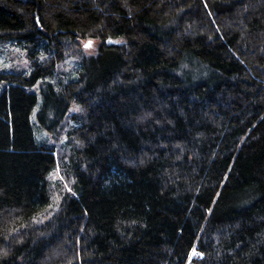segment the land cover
Instances as JSON below:
<instances>
[{"label": "trees", "instance_id": "trees-1", "mask_svg": "<svg viewBox=\"0 0 264 264\" xmlns=\"http://www.w3.org/2000/svg\"><path fill=\"white\" fill-rule=\"evenodd\" d=\"M0 52V264H264V0H0Z\"/></svg>", "mask_w": 264, "mask_h": 264}, {"label": "rangeland", "instance_id": "rangeland-1", "mask_svg": "<svg viewBox=\"0 0 264 264\" xmlns=\"http://www.w3.org/2000/svg\"><path fill=\"white\" fill-rule=\"evenodd\" d=\"M88 41H92V47L91 48H85L88 51H94L97 47V43L94 40H86L84 41V45L88 43ZM6 51L9 50V48H18L17 46H2ZM72 66L74 65V62L71 61ZM8 66H11L10 62H9V58L7 57L6 53L4 52H0V67H4L7 68ZM32 121L34 123L35 126V131H36V137L37 140H41L44 139L45 137L52 143L55 142V138L53 135L51 134H46L45 131L41 130L38 126H37V121H36V112L33 114L32 116ZM47 135V136H46ZM60 144H58L59 146ZM61 178L62 180H64L63 174L61 173V171L59 169H57L54 173L51 174V179L55 180ZM65 188H67L65 186ZM59 194L58 189L55 187V192H54V196H57Z\"/></svg>", "mask_w": 264, "mask_h": 264}, {"label": "snow or ice", "instance_id": "snow-or-ice-1", "mask_svg": "<svg viewBox=\"0 0 264 264\" xmlns=\"http://www.w3.org/2000/svg\"><path fill=\"white\" fill-rule=\"evenodd\" d=\"M85 48H91L92 47V41H88L87 44L84 45ZM198 255H202L201 253H197Z\"/></svg>", "mask_w": 264, "mask_h": 264}, {"label": "built area", "instance_id": "built-area-1", "mask_svg": "<svg viewBox=\"0 0 264 264\" xmlns=\"http://www.w3.org/2000/svg\"><path fill=\"white\" fill-rule=\"evenodd\" d=\"M192 256H195V252L192 253Z\"/></svg>", "mask_w": 264, "mask_h": 264}]
</instances>
